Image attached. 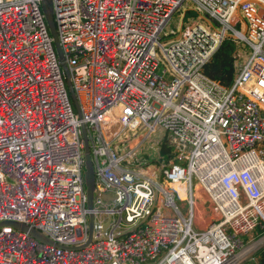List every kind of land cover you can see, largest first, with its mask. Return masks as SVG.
Masks as SVG:
<instances>
[{
	"label": "built area",
	"instance_id": "built-area-1",
	"mask_svg": "<svg viewBox=\"0 0 264 264\" xmlns=\"http://www.w3.org/2000/svg\"><path fill=\"white\" fill-rule=\"evenodd\" d=\"M42 1L0 0V224L51 244L2 225L0 264H240L263 246L264 0H49L76 111ZM226 38L229 87L203 74ZM82 124L98 194L80 248ZM158 130L157 167L129 165Z\"/></svg>",
	"mask_w": 264,
	"mask_h": 264
},
{
	"label": "water",
	"instance_id": "water-1",
	"mask_svg": "<svg viewBox=\"0 0 264 264\" xmlns=\"http://www.w3.org/2000/svg\"><path fill=\"white\" fill-rule=\"evenodd\" d=\"M42 10L43 13L45 15V19H46V23L49 29V32L53 38V43L55 46V49L57 51V54L59 56V60H60V64L63 67V69L65 70L66 75H68L67 73V68H66V64H65V60L62 56V52L61 49L59 47V43H58V38H57V34H56V28H55V24L53 21V16H52V8H51V3L49 0H43L42 1ZM67 88H68V93L73 101V104L77 110V101L74 95V92L72 90L71 84L69 82V79H67ZM81 131H82V138L84 140V184H85V191H86V195H87V208L90 210L89 211V215H88V224H89V232H88V239L87 242L85 244H83L82 246H80V248L86 247L91 241H92V231H93V221H94V215L92 212L93 209V200L94 197L98 194V191L96 190L95 187V170H94V165H93V161H92V157H91V152H90V147L88 144V138H87V131H86V127L85 125L82 124L81 126ZM101 198L108 202L111 198L114 197L113 194H109V193H102ZM2 225H9L15 229H20L26 233H28L30 236H32L33 238L44 242V243H48L51 244L47 239H45L40 233H38L37 231H35L32 228H29L27 226H22L19 225L18 223H14V222H6V223H1L0 226ZM106 227V226H105ZM261 264V263H258Z\"/></svg>",
	"mask_w": 264,
	"mask_h": 264
},
{
	"label": "rangeland",
	"instance_id": "rangeland-1",
	"mask_svg": "<svg viewBox=\"0 0 264 264\" xmlns=\"http://www.w3.org/2000/svg\"><path fill=\"white\" fill-rule=\"evenodd\" d=\"M184 9V8H183ZM183 9L180 10L178 13H176L168 22V25L166 26V30H170L171 27H173L175 30H177L180 18L179 15L183 12ZM192 14V12H187L184 16V20L187 19V17ZM62 72L65 78L66 86H67V79L65 70L62 68ZM71 98V97H70ZM71 103L73 105L74 111H76V108L73 104V101L71 99ZM145 131H141L140 135L143 136ZM162 138V132L157 131L156 133L149 136L142 145L139 146L138 149H135L132 156L130 158H127L129 161V165L136 166L137 168L143 170L146 169L147 166L151 167L152 169L156 168L155 160L158 157V142H160ZM136 143L135 137L131 136L130 140H125L123 143H121L119 146H117L116 151L118 153H124L126 150L132 147V145ZM185 190V188H183ZM255 235V234H254ZM261 244V241L255 242L253 245H251V251L250 254H247L246 257L242 260L240 264H257L258 261V254L259 251L264 247L259 245ZM255 246V248H254Z\"/></svg>",
	"mask_w": 264,
	"mask_h": 264
},
{
	"label": "trees",
	"instance_id": "trees-1",
	"mask_svg": "<svg viewBox=\"0 0 264 264\" xmlns=\"http://www.w3.org/2000/svg\"><path fill=\"white\" fill-rule=\"evenodd\" d=\"M235 51L236 45L234 41L226 38L216 50L212 59L205 65L203 70L205 77L229 87L233 82L236 69ZM159 151L162 154L168 152L165 141L161 143ZM258 256L259 263L264 264V248L259 251Z\"/></svg>",
	"mask_w": 264,
	"mask_h": 264
},
{
	"label": "crops",
	"instance_id": "crops-1",
	"mask_svg": "<svg viewBox=\"0 0 264 264\" xmlns=\"http://www.w3.org/2000/svg\"><path fill=\"white\" fill-rule=\"evenodd\" d=\"M158 131H161V130H158ZM162 132V138H161V140L160 141H162L163 140V131H161ZM140 131H137V132H135L133 135H132V137L134 136L135 137V140H136V143H134L132 146H135L138 142H139V140L141 139V137H142V135H140ZM111 195V194H110ZM258 263H259V259H258Z\"/></svg>",
	"mask_w": 264,
	"mask_h": 264
},
{
	"label": "bare ground",
	"instance_id": "bare-ground-1",
	"mask_svg": "<svg viewBox=\"0 0 264 264\" xmlns=\"http://www.w3.org/2000/svg\"><path fill=\"white\" fill-rule=\"evenodd\" d=\"M254 248H255V246H254ZM245 254H246V253H245ZM245 254H244V255H245Z\"/></svg>",
	"mask_w": 264,
	"mask_h": 264
}]
</instances>
